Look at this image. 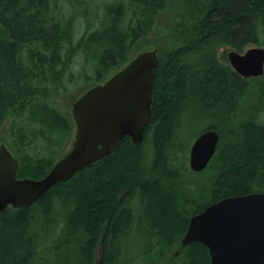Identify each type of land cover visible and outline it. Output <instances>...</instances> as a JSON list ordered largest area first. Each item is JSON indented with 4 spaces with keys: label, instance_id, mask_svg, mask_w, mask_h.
<instances>
[{
    "label": "trees",
    "instance_id": "16d2710c",
    "mask_svg": "<svg viewBox=\"0 0 264 264\" xmlns=\"http://www.w3.org/2000/svg\"><path fill=\"white\" fill-rule=\"evenodd\" d=\"M7 1L1 18L4 27L0 25V128L14 114L9 137L13 154L19 160L17 178L45 177L58 160L60 141L68 139L75 128L73 121L50 104L54 92L63 84L59 74L64 70L59 66L65 68L82 47L94 46V55L104 50L99 59L100 73L102 70L107 73L116 61L120 65L129 61V50L153 32L160 12L176 9L173 24L158 41L161 56L155 71L146 140L156 144V158H167L170 151L164 147L174 144L177 150L168 157L183 160L179 154L182 142L175 141V134L187 104L201 102L206 109H222L226 114L223 113L226 135L221 134L218 151L205 170L209 171L222 148L214 180L215 200L264 192V125L258 120L264 106V88L263 92L260 89L253 92L251 79L242 78L219 55L223 48L243 53L251 47H264V0H112L106 6L102 27L94 32L86 30L77 44L71 33L77 14L70 20L65 17L59 21L57 5L52 0ZM70 1L83 5L85 0ZM1 8L0 3V15ZM100 73L96 76L100 77ZM263 77L253 80L260 81ZM251 96L262 102L257 108L245 110L247 103H256L250 100ZM240 114L244 118L236 131L232 128L233 121ZM40 141L45 153L36 155L32 150ZM138 147L130 140L124 141L102 165L95 163L55 186L33 206L24 209L10 206L2 212L0 264H68L67 255L60 257L65 253L61 250L63 242L74 243L68 234L88 229L92 240L100 218L120 208L118 199L121 202L125 199L139 172L136 161L145 158V152ZM186 168L185 164L183 169ZM70 196L77 199V207L67 198ZM54 200L68 206L73 214L71 223L65 224L62 211L58 222H53V213H57L53 210ZM84 202L88 203L85 207ZM126 212L125 208L122 214ZM119 223L120 230L123 219ZM50 226L46 236H52L55 245L50 254L58 255L57 259L40 249L49 240L41 237L38 230ZM176 233L165 230L163 239H179L185 231L179 237ZM193 245L196 251L190 255L189 264H209L208 249L201 244ZM70 252L76 255L70 264H93L94 247L89 244L81 246L78 253L69 247L67 253ZM101 262L110 264L106 256Z\"/></svg>",
    "mask_w": 264,
    "mask_h": 264
},
{
    "label": "water",
    "instance_id": "95a60500",
    "mask_svg": "<svg viewBox=\"0 0 264 264\" xmlns=\"http://www.w3.org/2000/svg\"><path fill=\"white\" fill-rule=\"evenodd\" d=\"M226 52L229 65L242 78L264 75V47ZM158 64V49L141 52L105 84L80 96L72 108V148L45 177L17 178L19 160L0 144V214L10 206H33L55 186L111 155L123 138L141 143L151 121ZM220 140L216 130L195 139L189 158L194 172L206 170ZM192 243L208 249L211 264H264V192L226 197L194 215L182 240L184 246Z\"/></svg>",
    "mask_w": 264,
    "mask_h": 264
},
{
    "label": "rangeland",
    "instance_id": "374dc122",
    "mask_svg": "<svg viewBox=\"0 0 264 264\" xmlns=\"http://www.w3.org/2000/svg\"><path fill=\"white\" fill-rule=\"evenodd\" d=\"M70 0H60L61 9L64 10V15L69 20L73 18L75 14H77L75 21H74V29H71L72 33V39L75 44L77 42H80L81 37L85 33L86 30L89 32H94L97 29H100L102 27V21L106 17V6L108 3L112 2V0H85L83 5L77 4V3H70ZM176 9L174 10H167L160 12L157 17V24L154 28L153 32L146 38L142 39L140 42H138L137 45H134L131 47V49L128 52V58L129 61L133 59L137 54L144 52V51H151L154 49H158V54L161 56V49L159 47L158 41H161L160 36L166 32V30L169 28V25H172L174 22V19L176 18ZM85 14V15H83ZM226 48L220 49L219 55L222 61L228 60ZM95 47H91L86 49L85 47H82L77 53L74 55V58L72 61H70L69 64L66 65L67 72L65 76V81L61 85L59 89H57L51 98L50 104L52 106L56 107V109L61 112L63 115H65L68 119L73 121L72 118V108L73 104L76 102V100L82 96L87 90L97 85L99 82H103L112 75H114L116 72L121 70L127 63H124L120 65L119 61L115 62V65H113L112 69L109 70V72L105 73L102 70V73H100L102 66L99 64V59L103 55L104 50L101 49L97 53H95ZM97 72L101 74V76H96ZM260 78V77H259ZM263 79V80H261ZM258 79L260 81H256L255 79H251V87L252 91L255 93H258V90L260 89L263 92V83H264V77ZM255 86V88L253 87ZM253 99L256 101V103H247L244 107L245 110H249L251 106L258 107L259 104L262 101H259L258 97L251 96L250 100ZM262 100V96L260 97ZM222 110V109H221ZM224 111L216 110L215 112L212 110H208L203 106L201 102L195 103L191 102L190 104H187L185 107V110L181 113V116L178 120L177 124V131L175 134V141H178V143L181 141L182 146L180 149L179 154L183 158V164L181 165V168L183 169L184 165L188 163L189 157H190V149L195 141V139L198 138L200 134H202L204 131L207 130L209 127H214L216 130L220 132L222 135H226V119L222 115ZM217 113V114H215ZM244 116L240 114V116L237 117V120H234V128L236 131H238V124L243 122ZM14 114H11L7 117L4 125L0 128V144H5L8 149L13 153V146H12V139H10V130L13 123ZM258 120L260 124L264 125V106H262L261 110L258 113ZM48 131V130H46ZM45 131V132H46ZM74 135H75V128L72 131V134L68 139L64 137L59 144L57 151L59 152L57 159H61L63 156H65L72 148L73 142H74ZM179 138V140H178ZM226 140V138H225ZM150 145L152 144V140L147 139L145 140ZM174 141V142H175ZM180 142V144H181ZM149 147L147 146L145 150V158L144 159H151L156 158V152H150ZM177 146L173 144H166L164 147V150L167 149L168 151H176ZM224 148H226L224 144ZM222 149V148H221ZM221 149L219 151V155L215 158L214 163L210 166L209 171L207 172H186L183 171V174L181 175L180 181L182 182L183 186L185 185V181L189 180H195L198 183V189L199 194L203 195V192H207L209 195L211 194V189L215 188L216 185L214 183L215 180V173H217L220 160L218 159L221 154ZM32 152L36 155L44 154V143L39 142L38 146H35L32 150ZM170 152L166 154L167 158L165 159H177V158H170ZM57 160V161H58ZM190 165V164H189ZM97 168V166H96ZM94 170H96L94 168ZM92 171L88 172L89 175H91ZM181 187L177 186V190L180 191ZM188 189L189 188H183ZM192 191V190H191ZM195 191V192H197ZM194 193V192H192ZM71 200L72 204L77 207V199L73 198V196L67 197ZM57 200L53 201V210H56L57 213H53V222H58V214L62 211V214L64 218H66V223H71L73 214H70L68 210V206L64 203L63 207L58 202H55ZM120 208L117 211H111L106 214V216L100 218L98 222V229L97 234L94 236L92 240H90V237L92 236L89 233V230H82V228L78 229L75 228L74 230L78 229V231H75L72 234H68L71 238V240L74 241V243L70 242H63L64 245H62L61 250L65 253L61 254L60 257H65L67 255L69 257V263H71V259H73L76 255L73 252L67 253L69 250V247L75 249V253L79 252V249L81 246H85L86 244H89L90 247H94V259L93 264H103L104 262H101L105 257L101 258L103 248L101 244L97 245L98 240V230L101 229L103 226H106L105 233L108 235L111 234L112 229L114 226L118 223V218L121 216L122 212H125V208L123 203L118 199ZM62 203L61 201H59ZM87 202H84V207L87 205ZM40 209V208H39ZM73 207L71 208V210ZM73 212V210H72ZM114 214L112 216L111 214ZM123 215V214H122ZM63 224V223H62ZM51 230V226L49 228H46L43 230V228L39 229L38 232L41 235V237L48 238L49 240L47 243L44 242L42 246H40V249L43 250V253H45L48 256H52V258L57 259L59 256L56 255L53 256L52 253L55 243L52 241L51 235L46 236L47 232ZM73 230V231H74ZM165 231V230H164ZM163 231V232H164ZM173 232H177L176 234L179 237L180 232L186 230H171ZM62 231L59 230L57 234H61ZM138 229L135 228V231H133L131 239V251L126 252V256L120 257V262L117 264H189L190 261V255L192 254L193 250L196 251V247L194 245L187 246L183 248L181 244H175L174 241L181 240L184 238L185 233L179 238L174 239L173 241H169L168 239L165 241L164 249L161 253L162 260H160V263H156L155 261L152 262L149 259L143 258V252L148 250V245L142 244V241H144V238L140 237L138 238ZM162 233V232H161ZM44 235V236H43ZM164 235V234H162ZM165 237V236H164ZM78 250V252H77ZM179 251L181 254L176 257H171V254L175 251ZM126 251V248L123 252ZM143 253V254H142ZM142 254V255H141ZM140 255V256H139ZM81 258V257H80ZM76 261V260H75ZM209 264H211L209 262Z\"/></svg>",
    "mask_w": 264,
    "mask_h": 264
},
{
    "label": "flooded vegetation",
    "instance_id": "af4514ba",
    "mask_svg": "<svg viewBox=\"0 0 264 264\" xmlns=\"http://www.w3.org/2000/svg\"><path fill=\"white\" fill-rule=\"evenodd\" d=\"M52 1L54 3L56 2L57 5V19L59 21H64L65 15L64 10L61 9L60 0ZM7 2V0H0V3L2 4L0 25L2 27H4V23L1 21V18H3L6 12L5 8ZM20 64L22 65V63ZM59 69L64 70L63 73L59 74L62 76L61 83H64L68 68H64L63 65H60ZM109 78L103 82H99L97 85L105 84ZM146 138L147 129L141 143L134 144L132 139L127 136L121 140L119 146H121L124 141L130 140L133 145L139 146L138 148L140 151L143 150L145 152L144 149L147 146H150L149 151L152 153L156 152V144L152 143L150 145L145 141ZM119 146L111 155L98 161L97 166L98 164L102 165L109 157L117 153ZM182 161V159L165 158H141L136 161L139 166V172L136 180L129 185L128 194L122 201L127 212L124 213V215L119 216L118 223L114 226L110 235L105 233L106 226H103L98 230L97 245L101 244L103 248L101 258L106 256L107 263L117 264L121 261V259H119L120 257L126 256V252L131 251L130 244L133 240L131 239V236L133 231H135V228H137L139 232L138 238H144L142 244L145 243V245H148V250L144 251V254L142 253L143 258L149 259L152 262H160V260H162L161 253L165 245V240L163 239L164 235H162L164 230L187 231L194 215L201 213L209 205L226 198L225 196L219 200H215L217 187L211 189L210 195L207 192H203V195H201V193L199 194V190L197 191L199 186L195 180L185 181V185L183 186L180 181L181 175L184 171V169L181 168V165L183 164ZM186 165L187 168L185 171L194 173L190 168L189 161ZM177 186L181 187L180 191L177 190ZM184 187L189 188L192 191L183 189ZM120 219H123V227L119 230L118 226L120 225ZM182 240L181 242L176 240L174 243H180L183 248L187 247L182 244ZM125 248L126 251L123 252ZM180 254L181 253L177 250L171 254V257H176Z\"/></svg>",
    "mask_w": 264,
    "mask_h": 264
},
{
    "label": "bare ground",
    "instance_id": "6f19581e",
    "mask_svg": "<svg viewBox=\"0 0 264 264\" xmlns=\"http://www.w3.org/2000/svg\"><path fill=\"white\" fill-rule=\"evenodd\" d=\"M230 39V38H229ZM155 82H156V80H155ZM259 107V106H258ZM210 108V107H209ZM257 108V107H256ZM208 110H211V109H208ZM218 110H220V111H222L221 109H218ZM217 110V111H218ZM212 111H216V110H212ZM224 113V115L226 116V114H225V112H223ZM215 114H217V113H215ZM223 115V114H222ZM222 119H224V118H222ZM208 131V130H207ZM205 132V131H204ZM219 134H220V132H218ZM220 136H221V134H220ZM220 144V143H219ZM120 147V146H119Z\"/></svg>",
    "mask_w": 264,
    "mask_h": 264
}]
</instances>
